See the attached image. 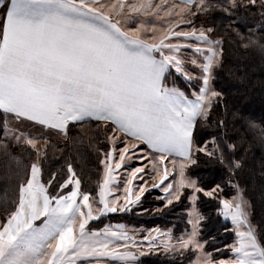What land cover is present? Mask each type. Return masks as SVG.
<instances>
[{
  "label": "snow or ice",
  "instance_id": "snow-or-ice-1",
  "mask_svg": "<svg viewBox=\"0 0 264 264\" xmlns=\"http://www.w3.org/2000/svg\"><path fill=\"white\" fill-rule=\"evenodd\" d=\"M257 3L258 0H249L252 6ZM259 6L264 8V0H259ZM100 7L103 6L99 0L78 3L77 0H8L0 20V110L59 131H66L69 122L87 118L110 123L113 148L106 154L107 159H112L117 143L124 145L119 149L117 169L138 148L136 144L130 148L128 138L161 153V162L166 156H179L195 163L194 151L216 156L219 145L209 151L207 143L200 146L194 140L198 118L207 119L214 100L221 96L211 84L222 51L217 47L220 41L210 38L212 29L191 32L173 29L159 42L148 43L129 37L118 23L98 10ZM124 7V3L119 5L120 10ZM127 7L137 10L136 4ZM172 37L192 43H171ZM182 48L191 50L193 58L180 55ZM186 65L198 68V74L189 71ZM170 78L171 85L167 83ZM177 79L188 81L189 85L198 82L199 87L186 93L176 85ZM0 135H11L36 147V141L23 133L0 128ZM212 143H216L215 138ZM218 158L223 162L222 155ZM239 166L235 162L234 167ZM184 167L181 163L177 192L191 188L193 203L198 193L212 197L218 190L222 191L219 184L205 190L195 180L186 179ZM143 170L137 168L133 177ZM112 171L109 165L108 178L100 189L101 214L118 210L105 199ZM40 172L39 163H33L30 178L19 186L15 209L0 222V264H45V256H50L47 264H63L69 257L78 258L82 250L99 256L110 255L98 251V246L107 250L114 240L127 239L126 234L122 237L107 227L103 233L86 231L89 221L98 217L93 216L88 194H83L81 202L77 201L80 180L75 179V189L69 195L49 197L45 186L37 180ZM68 172L71 175L62 188L75 177L71 165ZM167 177L165 171L164 179ZM172 188L168 184L165 191ZM128 192L130 198L131 190ZM139 199L137 196L136 200ZM220 203L225 218L231 217L236 225V240L228 246L233 255L229 261L212 262L211 254H205L207 264H264V242L257 239L248 223L245 202L233 197ZM83 208L88 209L87 213ZM77 216L78 234L74 231ZM40 217L44 219L37 226L35 221ZM200 219L196 213L188 221L192 224L191 232L178 237L175 244H171V236L166 234L165 247L202 252L203 244L197 239ZM114 258L125 262L134 259L131 253H117ZM68 264L75 261L68 259Z\"/></svg>",
  "mask_w": 264,
  "mask_h": 264
},
{
  "label": "trees",
  "instance_id": "trees-1",
  "mask_svg": "<svg viewBox=\"0 0 264 264\" xmlns=\"http://www.w3.org/2000/svg\"><path fill=\"white\" fill-rule=\"evenodd\" d=\"M194 18L212 29L211 36L220 38L222 50L211 82L221 96L213 102L207 119L198 118L194 140L196 145L207 143L213 150L219 145V151L213 157L194 151L195 163L186 167L185 174L205 190L219 184L224 196L239 190L248 202V220L255 235L264 242V8L259 3L252 6L236 2L230 8L214 5ZM167 83L171 85L172 79ZM176 85L189 94L193 87L198 88V82L189 85L180 79ZM0 128H4L1 112ZM112 132L110 123L86 119L68 124L63 138L48 140L39 156V179L47 195L56 197L69 191L70 186L61 187L68 178L69 165L74 178L80 180L79 192L96 195L101 183V160L110 150ZM221 155L223 162L218 158ZM35 157L36 151L29 145L14 144L0 135L2 221L15 209L19 186L27 182ZM235 162H239L238 168L234 167ZM154 194L145 192L137 206L102 215L89 221L87 228L127 224L167 229L174 236L187 231L190 190L183 188L179 199L166 205ZM197 196L195 207L202 217L198 237L203 248L212 260L227 258L235 232L220 215L217 198L203 193ZM193 258L194 251L189 250L148 252L139 255L136 264H189Z\"/></svg>",
  "mask_w": 264,
  "mask_h": 264
},
{
  "label": "rangeland",
  "instance_id": "rangeland-1",
  "mask_svg": "<svg viewBox=\"0 0 264 264\" xmlns=\"http://www.w3.org/2000/svg\"><path fill=\"white\" fill-rule=\"evenodd\" d=\"M78 2L79 0H77V3ZM236 2H241L242 4H248L249 0H193L192 3H182V4H173L170 2H167L168 3L167 4L163 0H99V4L102 5L103 7L98 8V10L103 12L105 15H108L110 19L115 23H118V25L122 29H125L126 24L131 23L135 26H138L140 31L148 34L150 40H153V38H155V40L157 39L160 40L163 36L168 35L169 31L173 29L183 32H191L193 30H200V29H204V30L210 29L209 27L201 25L200 21L195 19L194 16L204 13L210 6L221 5L230 8ZM121 3L125 4L123 10H120L119 8V5ZM129 4H136L137 10L135 11L131 10L129 7H127V5ZM210 38L214 41L216 40L220 41V44L217 47H218V51L221 50L220 38L211 35ZM170 42L180 43V44L192 43L191 41H184L182 37L181 38L172 37ZM201 47H206V46L201 45ZM180 55L187 57V59L189 60L193 58L191 50L188 49L182 48ZM186 66L189 68V71L193 72L194 74H198L199 72L198 68H194L191 65H186ZM183 81L189 84L188 81L185 80ZM25 128L26 126L20 127V129L18 130L15 127L12 128V131H15L19 134L21 133L20 131H22L23 133ZM65 133L66 131H63L62 133L46 134L45 136H39L37 132H32L29 134L23 133L26 137H31L36 141V147L35 149L33 148L36 151V157L32 162V164L37 162L39 163V156L43 152V148L48 140L61 139L64 137ZM5 137L8 138L9 135ZM11 139L14 143H18V141L13 139L12 137ZM23 143L27 144L26 142ZM110 144H111L110 145L111 149L107 153L112 151L113 146L111 142ZM121 145H122L121 143H117L116 145L117 151L113 152L111 160L107 159L106 156L107 153L104 154V160H103L105 161V163H103V171L107 172V168L109 165L113 169L112 179L107 187L105 199L109 202L110 205L115 206L118 209L116 212L123 211L121 209L129 210L137 206L140 199L137 201L136 197L139 196L141 198L145 192L155 193L154 195L157 198H160L165 205L169 204L168 203L169 199H171L172 201L176 200V195H179L182 190L180 189L179 192H177L179 181L181 180L180 164L183 163L185 165L184 177L186 179H190L185 174V169L190 164V162L184 160L181 157H172V156H166L163 162H161L159 159L160 156L157 153L152 151L149 152L146 149L140 148L139 150L138 149L135 150V154L130 152L127 155L126 159L122 162V166L119 169H117L115 168V164L120 163L119 148ZM37 150H39V154ZM208 150L212 151L213 149L211 146L208 145ZM173 160L176 161L175 164L172 163ZM137 168H143L144 170L143 172L136 173V176L134 178L132 173L135 172ZM165 171H167L168 173L167 179H164ZM70 175L71 174L69 173L66 181H68ZM106 178H108V172L105 175L104 180ZM162 180L163 183H161ZM129 181H131V183H129ZM168 184H172L173 188L169 189V191L166 192L165 188L167 187ZM68 186L71 187V183H69ZM129 189L131 190L130 198L128 192ZM141 189H143V191H141ZM188 189L190 190V194L188 196L189 208L187 210V222L190 219H193L195 214L198 213L195 207V203H193V201L190 199L193 190L191 188ZM220 189L222 188L220 187ZM99 194L100 191L96 195L89 196V203L92 205L93 216L100 217L105 214L114 213V212H104V214H101L103 205L99 202L100 200ZM212 197L218 199L220 204L219 212L223 218H225V216L223 214V205L220 203L221 200L223 199L231 200L233 197H236L237 201L243 200L245 202V209L248 218L249 205L247 200L240 195L239 190L235 189V192L229 196L221 195V190H218ZM129 199H131L132 201L131 203L129 202ZM83 211L87 213L88 209L83 208ZM225 219H227L230 222L231 229L235 232L236 225L232 222L231 217ZM0 222H3L1 218H0ZM79 222H80L79 216H77L74 224V231L77 234L79 232ZM248 223L250 224L249 220ZM188 225H189L188 230L177 236L172 235L169 230L162 229L159 227H142V226L127 225V224H111L101 229H88L86 226L85 229L86 231H98L101 233H103V230L107 227L110 228L111 231L121 233L122 237L123 235L126 234L127 239L121 238L120 240H114L109 245L107 250L99 248L98 246L97 248L98 251H107L108 253H111L110 255L99 256L92 253L89 250H82L78 258L69 257L68 259L74 260L75 264H136L137 257L144 253L183 252L184 250L173 248L171 246H169L168 248L165 247V244L168 243V237L166 234H170L171 244H175L176 239L178 237L184 236L191 232L192 224L188 222ZM197 227L199 229V224ZM251 227L254 229L252 225ZM197 239L203 244V242L199 239L198 236ZM235 240H236V235L234 241ZM234 241L230 245H232ZM117 253H131L134 259H129L127 262L119 259H115L114 256ZM205 254H209V253L206 252L204 248L202 252L194 251V258L189 264H207V261L205 260ZM232 255L233 254L230 250V255L227 258L212 260L210 257V261L212 262L229 261L232 258ZM49 258L50 256L44 257L45 264H47V260ZM68 259H66L63 262V264H68Z\"/></svg>",
  "mask_w": 264,
  "mask_h": 264
},
{
  "label": "crops",
  "instance_id": "crops-1",
  "mask_svg": "<svg viewBox=\"0 0 264 264\" xmlns=\"http://www.w3.org/2000/svg\"><path fill=\"white\" fill-rule=\"evenodd\" d=\"M165 1L166 3L167 2H170V3H173V4H182V3H186L185 0H163ZM8 0H0V20H2L3 18V15H4V7L5 5L7 4ZM168 4V3H167ZM112 21V20H111ZM114 22V21H112ZM115 23V22H114ZM119 26V25H118ZM120 27V26H119ZM121 31L125 32L129 37H133V38H140L141 40H145L147 41L148 43H153V42H159V39L157 40H150L149 39V35L140 31L139 30V27L138 26H135L133 24H126L125 26V29H122L120 27ZM0 112L2 113V115L4 116V129H7V130H11L12 131V128H15L16 129H20V127H24L26 126V128L24 129V132L23 133H26V134H29V133H32V132H37V134L39 136H45L46 134H54V133H62L63 131H59V130H56V129H51V128H48L46 126H42V125H39V124H36L32 121H29L25 118H18L16 117L14 114H11V113H5L3 112L2 110H0ZM87 119H92V118H87ZM86 120V119H85ZM92 120H95V119H92ZM98 121V120H97ZM101 122H104V121H101ZM70 123H73V122H69L68 124ZM13 126V127H12ZM113 128V126H112ZM22 133V131H20ZM113 135V132L111 134V136ZM116 135H119V133H117ZM110 136V137H111ZM11 135H9L8 139L10 138V140L12 141L11 139ZM111 142V140H109ZM13 142V141H12ZM24 141H18V143H14V144H21L23 143ZM133 144H136L138 145V150L140 148H143V149H146L148 150L149 152H155L151 149H149L146 145L140 143L139 141H136V140H133L131 138H128V146L131 148ZM111 145V144H110ZM124 145L122 144L120 146L119 149L123 148ZM111 149V147H110ZM157 153L159 156H161V153H158V152H155ZM154 154V153H153ZM172 157H179V156H172ZM104 160V156L102 157V160H101V165H102V174H101V183H100V187L103 185V182H104V178H105V175L107 174V172L103 171V163L102 161ZM29 175H30V172H29ZM28 179H29V176H28ZM37 180L39 181L40 183V179H39V174L37 176ZM26 184V183H25ZM41 184V183H40ZM98 189L97 193L100 191V188ZM75 189V178L73 177L72 179V183H71V187L69 189L68 192L64 193V194H61L59 196H67L71 193V191H73ZM96 193V194H97ZM47 194V193H46ZM84 193H81L79 192L78 194V197H77V201L78 203L82 201V196H83ZM59 196H56V197H59ZM27 198V196H26ZM43 205V201H42V198H41V201H40V206L42 207ZM43 217H40V219L36 220L35 221V224L37 226H40L42 224V221H43Z\"/></svg>",
  "mask_w": 264,
  "mask_h": 264
}]
</instances>
